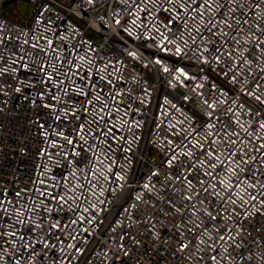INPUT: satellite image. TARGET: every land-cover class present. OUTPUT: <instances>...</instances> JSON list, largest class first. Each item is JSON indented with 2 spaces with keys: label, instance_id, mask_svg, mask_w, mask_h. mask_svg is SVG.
<instances>
[{
  "label": "built area",
  "instance_id": "2783aa9c",
  "mask_svg": "<svg viewBox=\"0 0 264 264\" xmlns=\"http://www.w3.org/2000/svg\"><path fill=\"white\" fill-rule=\"evenodd\" d=\"M20 1L0 264H264V0Z\"/></svg>",
  "mask_w": 264,
  "mask_h": 264
},
{
  "label": "rangeland",
  "instance_id": "374dc122",
  "mask_svg": "<svg viewBox=\"0 0 264 264\" xmlns=\"http://www.w3.org/2000/svg\"><path fill=\"white\" fill-rule=\"evenodd\" d=\"M26 1H24V0H21L19 3H18V6H17V8H16V10L15 11H25V10H27L28 8H27V4L25 3Z\"/></svg>",
  "mask_w": 264,
  "mask_h": 264
},
{
  "label": "snow or ice",
  "instance_id": "6c2138e0",
  "mask_svg": "<svg viewBox=\"0 0 264 264\" xmlns=\"http://www.w3.org/2000/svg\"><path fill=\"white\" fill-rule=\"evenodd\" d=\"M89 2H91V0H89ZM179 50V49H178ZM257 99H259V97H257ZM253 199H255V197H253Z\"/></svg>",
  "mask_w": 264,
  "mask_h": 264
}]
</instances>
